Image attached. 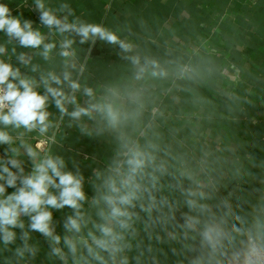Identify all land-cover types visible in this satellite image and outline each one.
Wrapping results in <instances>:
<instances>
[{
	"label": "clouds",
	"instance_id": "obj_1",
	"mask_svg": "<svg viewBox=\"0 0 264 264\" xmlns=\"http://www.w3.org/2000/svg\"><path fill=\"white\" fill-rule=\"evenodd\" d=\"M33 3L49 35L63 37L61 66L59 72L40 70L13 47L11 54L23 66L39 71V78L25 75L10 55L3 58L8 49L0 44V145L6 146L0 155V243L5 248L13 244L15 229H20L22 245L14 255L35 258L39 249L29 240L37 232L49 244L48 257L60 264H160L159 256L167 258V253L157 245L169 246L175 264H264V190H254L259 193L256 204L241 214L231 196L221 195L208 160L177 151L157 130V116L163 113L152 107L149 82L170 75L183 79L194 70L182 66L170 72L155 59L145 58L141 64L139 56L126 55L138 66L133 83L107 85L98 94L75 78L76 37L80 44L99 39L118 45L123 53H131L133 44L104 25L79 20L68 4L60 5L59 11L67 13L60 16L45 0ZM22 16L0 2V32L8 43L40 50L38 55L51 60L57 42ZM50 105L69 117V127L75 124L86 135L95 131L112 137L111 158L103 168L93 169L89 180L91 195L79 167L68 170L63 156L23 138L33 132L47 137L55 126ZM65 208L70 213L63 234H57L54 211Z\"/></svg>",
	"mask_w": 264,
	"mask_h": 264
},
{
	"label": "crops",
	"instance_id": "obj_2",
	"mask_svg": "<svg viewBox=\"0 0 264 264\" xmlns=\"http://www.w3.org/2000/svg\"><path fill=\"white\" fill-rule=\"evenodd\" d=\"M0 2L8 3L13 15L23 13L22 18L32 21L34 29L57 42L51 60L45 61L37 54L40 50L21 48L15 41L8 43L0 32V44L8 49L3 58L10 55V62L23 74L39 78V71L31 72L30 66H23L11 54L16 47L17 53H26L40 70L59 72V41L63 37L49 35L40 24L33 0ZM45 4L60 16L67 14L59 11L60 5L68 4L79 20L104 25L133 44L131 53H123L118 45L99 39L80 44L76 37L75 78L97 89L98 94L107 85L133 83L138 66L125 59L126 55L139 56L141 64L145 58L155 59L170 72L182 66L194 70L183 79L170 75L167 80L149 82L152 107L163 113L157 116V130L177 151L205 157L221 186V195H236L237 211L250 212L259 195L254 190H264L260 183L264 179V0H45ZM79 98L83 104L85 98ZM48 110L55 126L47 137L33 132L23 138L34 147L63 156L68 170L79 167L86 178V193L91 195L93 169L103 168L113 154L111 135L95 131L86 135L75 124L69 127V117L61 116L54 105ZM148 115L145 113L146 118ZM84 120L89 128L94 127ZM12 134L17 135L15 131ZM42 140L49 144L40 145ZM5 147L0 145V155ZM22 158L30 171L27 156ZM69 213L67 208L54 211L57 234H63V221ZM23 219L27 226V218ZM15 231L13 244L5 248L0 243V264H60L48 257L49 244L37 232H31L29 240L39 249L35 258L16 257L15 249L22 241L21 230ZM157 247L167 253V258L159 256L160 264H175L168 245Z\"/></svg>",
	"mask_w": 264,
	"mask_h": 264
},
{
	"label": "built area",
	"instance_id": "obj_3",
	"mask_svg": "<svg viewBox=\"0 0 264 264\" xmlns=\"http://www.w3.org/2000/svg\"><path fill=\"white\" fill-rule=\"evenodd\" d=\"M40 145H45L47 146L49 144V141L48 140H42L40 142H38ZM1 150V149H0Z\"/></svg>",
	"mask_w": 264,
	"mask_h": 264
},
{
	"label": "trees",
	"instance_id": "obj_4",
	"mask_svg": "<svg viewBox=\"0 0 264 264\" xmlns=\"http://www.w3.org/2000/svg\"><path fill=\"white\" fill-rule=\"evenodd\" d=\"M231 198H232V200H233V203H234V205H236L237 206V196L236 195H231Z\"/></svg>",
	"mask_w": 264,
	"mask_h": 264
}]
</instances>
